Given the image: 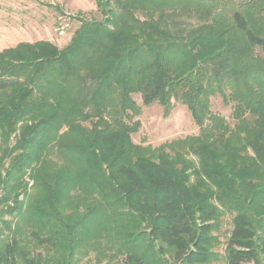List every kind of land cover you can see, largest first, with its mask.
<instances>
[{
  "label": "trees",
  "instance_id": "obj_1",
  "mask_svg": "<svg viewBox=\"0 0 264 264\" xmlns=\"http://www.w3.org/2000/svg\"><path fill=\"white\" fill-rule=\"evenodd\" d=\"M96 3L66 47L0 51V264H210L226 214L225 264H264V0ZM175 101L199 132L136 144Z\"/></svg>",
  "mask_w": 264,
  "mask_h": 264
},
{
  "label": "rangeland",
  "instance_id": "obj_2",
  "mask_svg": "<svg viewBox=\"0 0 264 264\" xmlns=\"http://www.w3.org/2000/svg\"><path fill=\"white\" fill-rule=\"evenodd\" d=\"M81 19H102L96 0H0V51L20 42L40 40H48L59 48H64L81 26ZM136 99L142 104L139 95H136ZM212 102L216 112L230 119L231 106L224 104L221 97L212 98ZM135 120L140 121V127L132 134L133 141L153 149L199 132V126L193 120L188 107L176 101L167 116L160 104L153 103L142 106V111ZM15 139L13 136L11 144H15ZM25 181L32 184L29 176H25ZM14 194L0 204V231L4 236L11 233L4 221L14 220V214L9 212L10 207L15 206ZM22 198L21 195L20 199ZM232 226V215H224L220 229L216 232L221 239V244L215 248L220 258L210 264H225V242ZM105 254L99 255L95 250L90 251L79 264H118V260L109 252Z\"/></svg>",
  "mask_w": 264,
  "mask_h": 264
}]
</instances>
